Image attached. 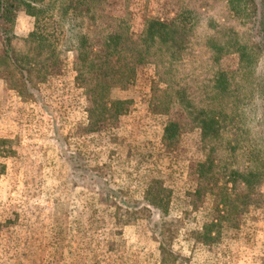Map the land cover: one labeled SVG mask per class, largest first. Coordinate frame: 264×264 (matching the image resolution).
<instances>
[{
	"label": "rangeland",
	"instance_id": "374dc122",
	"mask_svg": "<svg viewBox=\"0 0 264 264\" xmlns=\"http://www.w3.org/2000/svg\"><path fill=\"white\" fill-rule=\"evenodd\" d=\"M107 11L129 17L140 33L146 18L170 22L177 7L172 0H107ZM33 23L18 12L17 36H27ZM75 59L71 52L60 61L39 85L38 101L20 98L0 81V139L10 149L0 161V264H264V202L239 228L225 226L207 244L198 240L211 216L209 201L194 211L189 199L202 158L200 134L163 144L167 117L152 114L147 103L154 67L140 66L131 85L112 90L113 99L132 101L127 115L87 133L90 101L75 83ZM263 65L264 54L258 68ZM222 66L236 71V57ZM62 152L78 156L133 203L134 215L104 203L91 183L76 178ZM152 179L171 191L167 214L142 206Z\"/></svg>",
	"mask_w": 264,
	"mask_h": 264
},
{
	"label": "trees",
	"instance_id": "16d2710c",
	"mask_svg": "<svg viewBox=\"0 0 264 264\" xmlns=\"http://www.w3.org/2000/svg\"><path fill=\"white\" fill-rule=\"evenodd\" d=\"M172 3L177 13L170 22L146 18L135 33L129 17L108 13L107 0H0V81L20 98L38 101L39 85L74 52L75 83L90 101L85 130L96 133L117 124L132 106L113 99L112 90L131 85L140 66H153L156 82L147 103L152 114L167 117L163 144L200 134L202 158L189 199L194 211L211 203L210 221L197 234L207 244L225 226L239 228L244 215L264 202V65L258 68L264 0ZM18 12L34 21L25 37L15 33ZM231 56L236 71L222 66ZM8 143L0 139V161L10 154ZM62 158L104 203L134 215L133 203L78 156L64 152ZM170 202L171 191L160 180L149 181L142 206L167 214Z\"/></svg>",
	"mask_w": 264,
	"mask_h": 264
}]
</instances>
